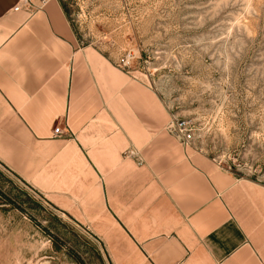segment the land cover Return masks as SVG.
I'll return each instance as SVG.
<instances>
[{"label":"rangeland","instance_id":"rangeland-1","mask_svg":"<svg viewBox=\"0 0 264 264\" xmlns=\"http://www.w3.org/2000/svg\"><path fill=\"white\" fill-rule=\"evenodd\" d=\"M62 2L103 104L29 177L0 160V264H150L102 184L132 167L151 182L181 145L165 130L176 114L192 122L187 150L264 185V0Z\"/></svg>","mask_w":264,"mask_h":264},{"label":"crops","instance_id":"crops-1","mask_svg":"<svg viewBox=\"0 0 264 264\" xmlns=\"http://www.w3.org/2000/svg\"><path fill=\"white\" fill-rule=\"evenodd\" d=\"M17 1L0 0V160L26 178L63 154L103 98L60 0ZM180 144L150 168L151 182L136 167L105 178L107 217L150 264H264V185L235 182Z\"/></svg>","mask_w":264,"mask_h":264},{"label":"built area","instance_id":"built-area-1","mask_svg":"<svg viewBox=\"0 0 264 264\" xmlns=\"http://www.w3.org/2000/svg\"><path fill=\"white\" fill-rule=\"evenodd\" d=\"M26 2L27 0H19L12 4V8L16 9L19 3ZM42 1V0H41ZM166 130L172 133L181 143L189 144L193 139V127L190 118L177 116L176 114H171L165 122ZM65 130L64 126L55 122L51 128L53 134H60Z\"/></svg>","mask_w":264,"mask_h":264},{"label":"trees","instance_id":"trees-1","mask_svg":"<svg viewBox=\"0 0 264 264\" xmlns=\"http://www.w3.org/2000/svg\"><path fill=\"white\" fill-rule=\"evenodd\" d=\"M60 2H61V5H62V7H63V10L65 11V14L67 15V12H66V9H65V5H64V3L62 2V0H60ZM67 18H68V16H67ZM68 20H69V18H68ZM70 22V21H69ZM71 24V23H70ZM71 27H72V25H71ZM73 29V28H72Z\"/></svg>","mask_w":264,"mask_h":264}]
</instances>
